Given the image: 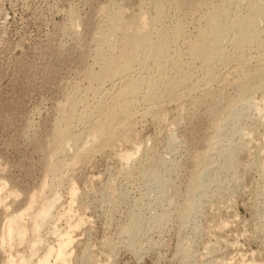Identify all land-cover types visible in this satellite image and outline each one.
<instances>
[{
    "label": "rangeland",
    "instance_id": "1",
    "mask_svg": "<svg viewBox=\"0 0 264 264\" xmlns=\"http://www.w3.org/2000/svg\"><path fill=\"white\" fill-rule=\"evenodd\" d=\"M197 1L0 0V185L19 194L2 193L0 239L6 217L28 211L36 194L21 216L26 242L0 245V264H33L66 239L51 264H264V22L259 35L220 43L225 57L204 64L191 47L223 2ZM231 1L236 17L251 16L247 0ZM111 17L153 43L158 33L174 40L155 61L165 73L153 60L140 72L135 60L121 83L88 79L123 60L124 30ZM134 72L157 82L175 75L179 87L168 97L155 82L166 94L135 98L132 120H120L125 132L96 142L92 125ZM70 99L84 117L71 135L84 140L63 152L54 137ZM53 197L54 219L37 237L31 219Z\"/></svg>",
    "mask_w": 264,
    "mask_h": 264
},
{
    "label": "bare ground",
    "instance_id": "2",
    "mask_svg": "<svg viewBox=\"0 0 264 264\" xmlns=\"http://www.w3.org/2000/svg\"><path fill=\"white\" fill-rule=\"evenodd\" d=\"M196 1L197 0H195V2ZM203 1L204 0H202V2ZM205 1H207V0H205ZM205 1L203 2L204 4L206 3ZM186 2H188V0H186ZM198 2L199 1H197V3H195V4H198L199 5L200 2L199 3ZM222 2H223V5H221V6H223L222 10H219V6L217 7L218 9H216L215 6L213 7L211 5L213 8H212V10H211V12L209 14L210 15L209 20H208L209 29H208L207 32H205L206 29L204 30V32L202 31L203 33L201 32V34H199L200 36H199L198 39H196V43L194 42V44H192L193 46L191 47L192 52L197 57H199V59L202 60V62L204 61V64L205 63H208L209 64L210 62L212 63L213 60L215 61V59H218V58L222 59L223 57H225L224 50L221 49L222 46H224V45L220 46L221 45L220 43H226V42H228V40H231L232 39L231 37L234 36L233 34H235V36L237 35L235 41H233V42H235L237 44L241 43V40L242 39L248 38L251 34H257V35H259L260 32L257 30L258 29L257 25L259 24L260 21H263L264 22V0L263 1H260V0H247L246 1L247 2V8L250 10L248 12H251V14L250 13H248V14H250L251 16H249V15L246 16L247 15V13H246V15H245L246 17H244V16L241 15L240 18L239 17H236L237 15L235 16V12L237 10L234 11V14H233V12H232V7H233L232 4H233V2L231 0H222ZM243 2H245V1H243ZM208 4H209V1H208L207 5ZM239 4L240 3L238 2L237 6ZM240 5H239V7H240ZM201 7H202V5H201ZM110 21H111V24L114 27L115 31L120 30L122 32L124 30L123 31L124 33L122 32L124 34V36H123V39H122L121 44H123L122 45L123 46L122 48H126L125 49L126 52L123 51L124 49L121 48L122 51H123L122 52L123 53V56L121 58L123 60H121V61L120 60L119 61L115 60L114 62L111 61V63H109L108 66H107V68L104 69L103 71L101 70V72L96 73V74L90 73L88 71L89 73L87 72L88 73V76L87 77H88L89 80L94 81V82L95 81H97V82L98 81L99 82L102 81L103 82V80H104V83H105L106 82L105 80H107V79H109V81H110V79L113 81V79L116 80V78H117V79H120V81L119 80L118 81L121 83V82H123V80H125L124 79V75L125 74L128 75L132 71V69H133L132 66H133V63H134L135 60L136 61L137 60H139V61L141 60L140 61L141 62L140 63L141 66L139 68V71L140 72L141 71H145L146 72L147 65H148L147 62H149V61L152 62V60H153V62H155V61L159 62L161 59L164 60V57L162 58V56H165L166 53L169 54L170 51L168 52V50H169L170 46L172 47V43L174 42V40L172 38H170V37H167V36L163 35L162 33H160V34L158 33L157 34L158 35V38L155 39L157 42L153 43L149 39V35L147 33L148 32L147 30L151 27V24L152 23L151 24H149V23L146 24V27H145L146 29H144V30L147 31V32L145 31L147 34H140L141 33L140 30L136 29L137 27L134 28V29H132L133 31H130L128 33L125 32V30L127 31L128 28L125 25L127 29H123L124 25H122V24H124V23L118 17H111ZM142 33H144V32H142ZM179 35H180V32H179ZM121 49H118V51L121 50ZM170 50H171V48H170ZM175 52H177V51H175ZM173 59H174V57H173ZM169 61H167V62H169ZM163 62H162V64H163ZM211 63H210V65H211ZM158 64H157V68H159V69L162 70V68H160L162 65L159 64L160 67H158ZM165 66L163 65V67H165ZM207 67H209V66H207ZM163 69H165V68H163ZM176 70H178V69H176ZM149 71H151V70H149ZM163 72L165 73V70ZM208 72H209V68H208ZM262 72H264V71H262ZM176 73L178 74V72H176ZM160 74H162V75H160ZM160 74H159L160 75V79L157 78L159 75L158 76L156 75L157 77H155V79H154V80H157L158 79L159 80L158 82L157 81L150 80V79H152L154 77H152L150 79H146V80H144L145 78L142 77V78H144L142 80V79L139 78V77H141V75L138 74V73H136V72L132 73V77L128 78L129 80L126 79V81H125L126 84H124V86L122 88L120 87V89H118L119 91L116 92L117 94L115 95V98H113V101L111 103H109L110 105L108 107L105 106L104 112L102 111V113L100 112V114L98 115V116H100L99 119L96 122L94 121L95 123L93 122L94 125H92V129H91V132L92 133H90V134L93 136V138H94V140L96 142L102 140L104 137L112 138L113 139L116 136H118L119 134H122V132L124 130L122 128L123 126L121 125L120 120H121V118H123V119L125 118L126 120L128 118L131 119L130 117L133 115V114H131V110L133 112V109L132 108L135 106V104L137 102L136 100L138 99L137 97H139L140 95L141 96H144L146 98H150L147 101H150L151 98H157L159 96V94H160L159 93L160 90L158 89V85H161V84H162V86H164V87L167 88V90L165 88L166 93L168 94L166 96L169 97L170 94H171V96L174 94V93H172L173 91L175 92L174 87H176L180 82L177 84V82L175 81L176 79H174L175 78L174 77L175 75L173 76L174 78L171 77L172 79H174V81H173L172 79H170V76L168 78V76H165L166 74L164 75L162 72ZM258 75H260V74H258ZM149 77H151V76H149ZM155 82H156V84L158 83L157 86H156ZM119 85H121V84H119ZM178 87H179V85H178ZM135 98H137V99H135ZM160 99H161V97H160ZM75 102H77V101H75V99H73V101H71V99H70V102L68 101L69 104H68L67 107H69V108H68L67 112L63 115V117L59 120L60 122L58 121L59 124L57 123V127H56L57 130H56V135L54 137L55 140H56L55 142L57 143V149L60 150V151H63V152L64 151L65 152L66 151L68 152V150L70 148L73 149V150H75L74 148L77 149L78 145L80 146L81 139L84 140L83 137H82V135H81V137H77V135H75V136L71 135V132H70V129L72 127V124H74L73 122L75 121L74 119H76L78 117L81 119L83 117V116H80V114L78 115L76 113V111L73 109L72 105H73V103L75 104ZM150 103H151V101H150ZM103 107L101 106L102 109H104ZM156 108H157V106H156ZM99 111H101V110L99 109ZM84 116H87V115L84 114ZM79 118H78V120H79ZM121 129L123 131H121ZM71 130H74V129L72 128ZM88 131L90 132V130H88ZM55 148H56V145H55ZM80 148L81 147H79V149ZM79 149H78V151H81ZM77 153L78 152H76L75 154H77ZM58 154H60V152ZM54 155H57V152ZM230 158H232V157H230ZM200 159H201V156H200L199 160ZM203 159H201L202 160L201 162H203ZM74 161H75V159H74ZM198 162H200V161H198ZM229 162H231V161H229ZM227 164L228 163H226L225 166H227ZM198 165H199V163H198ZM228 165H230V164H228ZM58 166H59V164L57 165L56 168H58ZM225 166L223 167L224 169H225ZM53 167H54V165H53ZM228 168H230V166ZM228 168H226V169H228ZM208 170L209 169L207 168L206 171H208ZM209 172L210 171L204 172V173L205 174L207 173V175H208ZM199 178L201 179V177L198 176V179ZM44 183H43V186L48 184V183H46V184H44ZM7 186L8 185L6 183H3V182L0 185V206L4 202V200H3L4 197H2V195H3L2 193H4L5 191L8 190L7 189L8 188ZM43 188L45 189L46 187L44 186ZM44 189H42V187H41L42 192H43ZM73 191L74 190H72V193H71L72 196H71V198L72 197L74 198L76 196L75 194H77L76 191H74V192ZM8 192L11 195L12 194H16V193H13L12 191H11L12 192L11 193L9 190H8ZM8 192H5V193H8ZM16 195L19 196V194H16ZM35 195H33V197L30 200V203H29L28 208H27L28 211H25L24 213H21L20 215H12V216L9 217V215L7 214L8 213V210H6V212H7L6 214L8 215L6 217V219L7 218L8 219L6 221L7 223H5L6 224V226L4 227L5 228V231H4V233L2 232L3 235L1 234L2 236H1V239H0V245H1V247L3 249L6 248V245L11 240L12 241H15V240H13L14 238H18L21 241V243L24 242V240L27 239L26 236H27V233H28V228L26 227L27 226L26 224H25L26 226L23 225L25 222L24 221H23L24 223L22 222L21 216L24 215L26 212L32 211L35 208V206H36V199H35L36 197H35ZM55 196H57V195H55ZM58 200H59V198L57 199V197H53L51 200L49 199V200H47L45 202L42 201L43 203L38 208V211L36 213H35L36 210L34 211V213H35L34 220L31 219L33 221V222H31V223H33V227L31 228L32 229L31 231L34 234L36 233V235H37L38 232L40 233V227L43 226L42 225L43 223L45 224V222L49 221L50 219H54L52 217H53V213L55 211L54 208L56 207V204H57ZM41 230H42V227H41ZM38 235H37V237H38ZM39 237H40V235H39ZM38 239H40V238H38ZM38 239L36 240V243L32 246V248H33L32 250L33 251H35L34 247H36L37 243L38 244L39 243H42V241L41 240H38ZM16 242H17V239H16ZM18 243H20V242H18ZM71 243H72V241L70 239L60 240L59 241V244H58V246H57L56 249L53 248V247L49 248L47 250L46 254L44 256L40 257L37 261H35V263L33 262V264H51V262H52L51 258L54 256V254L57 257L56 260L62 258ZM9 245H10V243H9ZM31 263H32L31 259L29 260V259H24L23 258V259H19V260H17V259L16 260L15 259H11V260L8 261L7 264H31Z\"/></svg>",
    "mask_w": 264,
    "mask_h": 264
}]
</instances>
